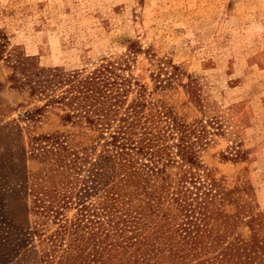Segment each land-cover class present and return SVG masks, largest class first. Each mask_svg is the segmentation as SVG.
I'll use <instances>...</instances> for the list:
<instances>
[{
	"label": "trees",
	"instance_id": "1",
	"mask_svg": "<svg viewBox=\"0 0 264 264\" xmlns=\"http://www.w3.org/2000/svg\"><path fill=\"white\" fill-rule=\"evenodd\" d=\"M141 52L130 42L87 66H37L0 31V90L20 96L14 116L0 104V140L42 165L23 189L32 220L12 246L0 239V264L12 249L34 264H264L256 214H225L231 191L199 160L204 122L152 100L131 74ZM147 58L154 87L165 86L167 62ZM49 116L69 128L32 129Z\"/></svg>",
	"mask_w": 264,
	"mask_h": 264
},
{
	"label": "rangeland",
	"instance_id": "2",
	"mask_svg": "<svg viewBox=\"0 0 264 264\" xmlns=\"http://www.w3.org/2000/svg\"><path fill=\"white\" fill-rule=\"evenodd\" d=\"M0 31L9 47L44 67L79 68L124 52L130 42L139 46L145 52L131 74L152 100L186 121L204 122L209 133L199 160L231 191L223 212L256 214L264 234V0H0ZM149 55L167 62L161 88L154 87ZM7 73L0 64V81ZM19 101L14 91L0 90L10 116ZM65 128L49 116L32 129ZM235 150V159L222 157ZM41 168L0 140V239L8 236L9 246L32 220L23 211V189ZM236 230L249 233L241 223ZM10 252L2 264H34L31 255Z\"/></svg>",
	"mask_w": 264,
	"mask_h": 264
}]
</instances>
